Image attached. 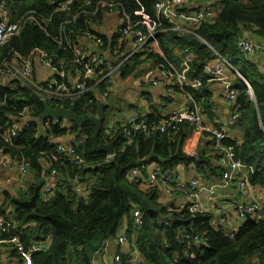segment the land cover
I'll use <instances>...</instances> for the list:
<instances>
[{
  "label": "trees",
  "instance_id": "trees-1",
  "mask_svg": "<svg viewBox=\"0 0 264 264\" xmlns=\"http://www.w3.org/2000/svg\"><path fill=\"white\" fill-rule=\"evenodd\" d=\"M51 1L60 0H10L9 8L16 17L31 11L36 15L38 23L26 24L19 36L8 40L1 50L0 63L8 54L16 52L28 55L36 48L44 49L51 59H56L60 51L52 39L46 37L45 32L51 36L57 35L58 25L71 20L77 10H90L98 1L107 0H79L71 5L69 12L49 17L52 14ZM86 1L92 5H86ZM114 1L121 5L134 22H143L151 27L155 25L154 0ZM209 2H213L210 8L216 14L213 20L204 22L181 36L164 25L156 37L158 42L162 37L158 47H161L166 56L171 47V50H185L194 57L191 76L200 74L203 63L214 59V53L230 63L229 59L240 54L237 43L244 38H241V33L246 28L264 37V0ZM81 19L74 25H68L67 31L73 32L78 25L80 31H83L86 24L88 28V18L82 16ZM89 29L92 30L90 27ZM163 38H167L168 45L163 43ZM101 40L104 46L106 42ZM117 41L118 38L113 39L111 45H116ZM152 58L155 63H164L160 55L154 54ZM133 65L134 63L123 69V77L136 71ZM231 87L243 94L241 97L236 96L231 109L232 112L238 107L239 116L234 122H239L242 128V140L239 143L228 136L224 143L231 141L234 160L253 169V173L248 175L249 184L264 190V86L252 83L257 109L254 107V100L246 94L244 84L241 83L238 87L232 81ZM104 88L102 86L99 90ZM203 91L204 89H195L189 90V93L199 103L204 97ZM98 102L95 94H89L70 105L77 115L95 117ZM44 104L36 93L27 89H5L0 93V125L12 122L26 107L30 108V118L40 119L44 113ZM67 107L69 106H64ZM110 109L115 107L104 111L105 121L98 137V141L103 144L113 143L114 152L109 163L105 162L106 153L94 151V127L91 124H85L77 137L75 124L70 130L61 129V123L45 130L35 126L19 133L11 146L0 135V148L13 160L24 159L28 165V173L32 176L29 193L24 195L26 197L18 194V200L28 201L34 194V188L41 190L50 172L54 171L56 190L50 201L38 198L34 207L26 208L15 205L10 195L5 193V200L0 206V215L8 208L14 214L17 228L15 231L14 228L10 230V234L29 225L26 235L21 239L25 248L31 242H41L48 236L51 238L49 248L33 256V264H92L93 254L105 241L116 238L124 218L128 224V237L136 236L145 264H264V207L262 219L243 222L235 236L228 239L222 229L209 225L210 217L207 213L191 216L180 213L177 209L168 210L160 203L161 199L157 197L155 190H145L143 186L126 179L130 169L141 163H158L169 170H174L178 165L193 163L202 173L208 165L209 157L203 154L195 157L188 150L184 131L189 129L188 124H181L175 134L170 129L160 134L156 127L161 117L151 114L140 130L133 132L128 127L127 131L132 134L133 141L124 147L128 140L124 128H116L112 137L105 134V124L114 119L116 114H108ZM198 134L210 141L208 135ZM66 136H71L73 147H76L83 164L76 165L53 158L57 151L55 146L48 143V138L56 140ZM80 139L83 140L81 144ZM78 183L86 186L87 195L84 197L74 191ZM136 212L141 215V226L135 223ZM194 237L202 238L205 247H200Z\"/></svg>",
  "mask_w": 264,
  "mask_h": 264
},
{
  "label": "built area",
  "instance_id": "built-area-1",
  "mask_svg": "<svg viewBox=\"0 0 264 264\" xmlns=\"http://www.w3.org/2000/svg\"><path fill=\"white\" fill-rule=\"evenodd\" d=\"M76 1L79 0L54 1V7L59 12H69L71 5ZM198 1L154 0L156 20L153 27L143 22H134L132 17L114 0L98 1L90 10L79 9L71 20L60 23L57 35L51 36L48 32H45L46 37L52 39L57 50H60V46L66 42L72 58L68 61H59L58 58L53 60L44 49L40 48L33 49L28 55L16 52L11 53L12 55L8 54V57L0 63V93L8 88L27 89L38 94L40 99L53 110L68 109L72 107L71 103L80 101L89 94L96 95L99 101L97 105L106 104L114 95L113 86L115 79L118 76H122L123 69L132 65L136 60L144 61L148 65V69L142 77L145 83L152 87L163 85L170 97H174L180 92H183L186 96L185 104L181 108L174 109L165 117H161L156 131L164 134L170 129L175 134L179 131L181 124L187 123L191 126L193 133L208 135L210 139V141H207L208 145L217 154L216 161L220 169H222V182L219 187L226 188L227 184L234 178L238 181L241 188H253L249 184L248 176L246 175V173H253V169L234 160L232 142L224 143L228 140V135L220 128L211 126L202 119L198 108L194 106L191 96L187 93L188 88L198 89L207 83H218L224 88L226 101L233 104L236 101L237 92L231 87V79L227 72L228 69H231L230 63L219 54L214 53L216 59L205 61L202 65L201 73L191 76L194 57L186 51L182 50L179 52L181 57V69L179 71L175 70L168 62L155 63L152 58L154 54L163 58L156 37L160 32L159 29L164 25H167L169 30L177 32L181 36L189 33L194 27H199L204 22L214 19L216 14L211 8L193 11L182 9L192 4L196 5ZM9 3L10 0H0V53L6 42L11 37L19 36L26 24L38 23L36 15L31 11L16 17L11 12ZM88 4L86 1V5ZM103 8L116 13L121 20L119 37L113 50V55L119 56L121 54L128 39L136 44V48L122 56L118 62L92 56L85 46V42L90 41L94 47H103V42L101 38L95 35L93 30L86 28L87 25H85V28L83 27V31H80V38H82L80 44L75 41V32H67V26L76 24L82 16H86L89 23H95ZM68 35L70 36L69 38ZM237 46L242 53L251 56L255 55L259 49L253 41L245 38L240 39ZM35 62H38L43 68L53 71L44 83H39V80L34 78L33 64ZM102 86L105 88L100 91L99 88ZM147 100V97H145L146 102ZM65 105L69 107L64 108ZM148 116L146 112L135 111L124 125H117L115 117L108 120L105 124V134L112 137L116 133V128H124L128 136L124 147H127L133 141L132 134L127 131L128 127L133 129V132L140 130L146 123ZM238 116L239 111L238 107H236L231 113V120L236 121ZM59 123H61L60 128L63 130H70L73 127L72 123L62 119L40 120L39 118H30V108L26 107L17 114L16 119L12 122L7 125H0V135L3 141L11 146L18 134L25 129L40 126L42 130H45ZM65 139H68L66 144ZM71 139V136L56 140L48 138V143L56 147L57 154L53 155V158L76 165L83 164V159L77 154L76 147H73ZM79 142L81 144L83 140ZM112 157V155H107L105 162L109 163ZM11 165L16 167V174L20 178L28 173V165L24 159L21 161L13 160L0 148V168L5 170ZM227 167L231 169L230 172L225 170ZM126 176L129 182L141 185L145 190H155L159 199L176 194L178 197L176 209L180 213L183 212L193 216L206 212L199 201V196L205 189L204 185L201 184V180L184 181L175 171L163 169L156 163H141L137 167L130 169ZM55 190L54 171H51L42 189L41 200L48 201ZM74 191L77 195L83 197L87 195L86 186L79 183L75 185ZM235 210L236 219H245L247 216L254 215L255 220H260L263 218L262 199L258 198L250 206L236 207ZM134 216L135 223L141 226L143 223L141 215L136 212ZM210 223L211 226H225L230 224V220L225 216L221 217L217 222ZM28 227L29 225L27 224L10 234V230L14 228L13 231H15L17 228L12 210L8 208L3 215H0V264H33V256L48 249L49 243L46 240L31 242L28 248L23 246L21 239L26 235ZM119 234L117 235L118 242L125 244L128 241L127 236ZM234 235V232L231 233L229 239H232ZM194 241L200 247H205L202 238L194 237ZM113 264L141 263L135 258L124 259L122 255L117 253L113 257Z\"/></svg>",
  "mask_w": 264,
  "mask_h": 264
},
{
  "label": "crops",
  "instance_id": "crops-1",
  "mask_svg": "<svg viewBox=\"0 0 264 264\" xmlns=\"http://www.w3.org/2000/svg\"><path fill=\"white\" fill-rule=\"evenodd\" d=\"M50 3L52 4V14L49 17H52L53 14L63 13L55 9V4L53 1H51ZM87 3H89L88 5H92L88 1ZM212 5L213 2H209V0H199L196 5L192 4L182 9H186L188 11L203 9L205 10L209 9ZM120 24V17L116 13H113L106 8L102 9V13H100L98 20L95 23H89V27L94 31L95 35L105 40L106 42L103 47H94V45L90 41H86L85 46L88 48L92 56L101 59L112 60L113 62H118L122 56H125L136 48V44L128 39L121 51V54L119 56L113 55L115 45L112 46L111 42L113 39L115 40L119 37ZM81 25L84 26L83 24ZM86 25L88 26V24ZM73 32H75L76 43L80 44V40L82 39L80 38V25L76 26ZM241 34V38H250L251 41H253L259 47V49L255 55H244V57L242 56V52L239 50L240 54L238 56H240L239 59L241 61L239 66L234 68V66L230 64L231 69H228L227 72L230 76L231 83L233 81V84H237L238 87L241 85V83L246 86V94L250 99L254 100V107H256L257 109L252 90V83L256 82L257 84L264 86V37L258 36L253 31H250L247 28L243 30ZM69 37L70 36L68 35V38ZM161 38L158 44L161 43ZM163 43L165 45H168L167 38H163ZM179 50V48L171 50L170 47V49L167 50L166 56L161 49L164 62L167 61L175 70L178 71L181 69V57L178 53ZM58 51H60L58 56L54 57L58 58L59 61H68L72 58V54L68 50V45L66 42H64L63 45L60 46V50ZM133 66L135 67L136 71H134L130 75L128 74L126 77L118 76L116 77L114 82V95L122 93V99L117 102L115 109H110L111 111L109 112L108 110L107 113H116L115 117L117 125L126 124L129 117L135 111H143L148 115L155 114L158 115V117H165L172 110L181 108L185 104L186 96L183 92L177 93L174 97H170L166 93L163 85L152 87L143 81V74L148 69V65L144 61L136 60L134 61ZM52 72L53 71L49 70L48 68H43L38 62H35L33 64L34 78L36 80H39V83H44V81L49 78ZM246 77H248L249 79ZM195 89L196 88H188L187 93L190 95L189 90ZM198 89H204L203 94L205 99L202 95L203 98L199 103L193 97H191V100L194 106L198 108L202 119L206 121L207 124L220 128L231 139L237 142L239 141L240 143V141L242 140V128L239 125V122H234L231 120L232 104L226 101L223 86L218 83H207ZM234 89L237 92V97L238 95L239 97L243 95L237 88ZM145 97H147L148 99L147 102L145 101ZM203 102H205V105H203ZM95 117H97V114ZM247 118L249 120L250 116ZM184 131H186L187 135L185 144L188 146V150H190V153H193L195 157L203 154L205 157H209V162L208 165L203 169L202 173L195 167L193 163H190L188 165H178L173 171H175L182 180L187 182L193 179H197L199 181L201 180V184L204 185L205 189L199 196V201L206 210L204 214L207 213V215H209L210 222H217L221 217L225 216L230 220V224L225 226H211L210 222L209 225L216 229H222L229 239V235L233 232L236 234L243 222L246 221V218H235L236 207L250 206L258 198L262 199V207H264V190L253 186V188H241L238 181L234 178L227 184L226 188H220L219 186L222 182V169H220L217 164V154L209 147V145L207 146L208 142L206 141V138L204 136L193 133L191 126H189V129L186 128ZM71 141L73 142L72 139ZM67 142L68 139H65V144ZM161 168L167 169L165 167ZM225 170L228 172L231 171L229 167H227ZM248 174L249 173H246L247 176ZM48 177L46 178V182ZM17 181L21 184V186H18ZM31 182V174L27 173L22 178L18 177L16 174V167L14 165H11L8 169L5 170H2L0 168L1 205H3V202L5 200V198H3V194L5 195V193L10 195L12 201H20L18 200V194L21 196L28 194L30 186L32 185ZM41 190H39L38 195V198L40 199ZM21 201L26 202L27 200ZM160 203L168 208V210L176 209V205L178 204V197L176 194L163 197L161 198ZM251 216V219L255 221V216ZM127 225V222L122 224L121 228L118 230V234L120 233L119 235H126L128 241L125 244H120L118 242L117 236L115 239H109L105 241L101 245L100 249L93 254L92 264H113V257L117 253L122 255L124 259L135 258L141 264H145L138 249L136 236L132 235L128 237ZM252 264H256V262H253Z\"/></svg>",
  "mask_w": 264,
  "mask_h": 264
},
{
  "label": "water",
  "instance_id": "water-1",
  "mask_svg": "<svg viewBox=\"0 0 264 264\" xmlns=\"http://www.w3.org/2000/svg\"><path fill=\"white\" fill-rule=\"evenodd\" d=\"M245 54L242 53V56L244 57ZM241 96V95H240ZM122 99V93L113 95L107 102L106 104H101L98 106L97 110V117H90L87 116L86 114L84 115H77L74 112V109L72 107H69L68 109H58V110H53L51 109L46 103L44 104V113L41 116L40 120H45V119H50V120H64L68 121L72 124H75L77 126V133L76 137L81 133L82 127L85 124H91L94 127V133L92 135V142H93V147L94 151L96 152H104L107 155H113L114 149H113V143L110 144H103L98 141V137L101 132V126L104 121V111L107 110L108 108H113L116 106L117 102ZM39 190L40 188H35L34 189V194L31 197L29 201L22 202V201H15V205H19L22 207H34L35 206V201L38 198L39 195ZM254 220L251 219L250 216L246 217V222Z\"/></svg>",
  "mask_w": 264,
  "mask_h": 264
},
{
  "label": "rangeland",
  "instance_id": "rangeland-1",
  "mask_svg": "<svg viewBox=\"0 0 264 264\" xmlns=\"http://www.w3.org/2000/svg\"><path fill=\"white\" fill-rule=\"evenodd\" d=\"M161 51V50H160ZM180 51H182V49H180L179 51H178V53L180 52ZM183 51H185V50H183ZM162 53V52H161ZM229 61H230V64L231 65H233L234 66V68L235 67H238L239 66V64H240V59H239V57L238 56H235V57H233L232 59H229ZM37 96L39 97V95L37 94ZM39 99H40V97H39ZM41 100V99H40ZM111 110H109V112H110ZM138 112H141V111H138ZM110 114V113H109ZM3 170V169H2ZM126 178H127V176H126ZM128 179V178H127ZM18 182V181H17ZM18 186H21V184L18 182ZM44 188V187H43ZM42 188V189H43ZM41 193H42V190H41ZM18 194V193H17ZM53 198V196H51L50 197V199L48 200V201H50L51 199ZM47 202V201H46ZM124 223H126V219L124 218L123 219V224ZM42 241H45V240H42ZM46 241H48V243H49V246H50V244H51V238L48 236L47 237V239H46ZM49 246H48V248H49Z\"/></svg>",
  "mask_w": 264,
  "mask_h": 264
},
{
  "label": "clouds",
  "instance_id": "clouds-1",
  "mask_svg": "<svg viewBox=\"0 0 264 264\" xmlns=\"http://www.w3.org/2000/svg\"><path fill=\"white\" fill-rule=\"evenodd\" d=\"M7 42H8V41H7ZM7 42H6V43H7ZM3 47H4V46H3ZM2 49H3V48H2Z\"/></svg>",
  "mask_w": 264,
  "mask_h": 264
}]
</instances>
